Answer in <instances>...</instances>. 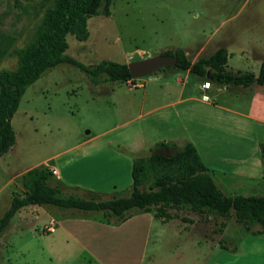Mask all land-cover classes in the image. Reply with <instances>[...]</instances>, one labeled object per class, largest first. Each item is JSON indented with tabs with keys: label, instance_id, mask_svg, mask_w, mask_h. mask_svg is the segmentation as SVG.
<instances>
[{
	"label": "rangeland",
	"instance_id": "rangeland-1",
	"mask_svg": "<svg viewBox=\"0 0 264 264\" xmlns=\"http://www.w3.org/2000/svg\"><path fill=\"white\" fill-rule=\"evenodd\" d=\"M47 6L49 3L44 0H0V49L4 51L0 73L16 69V51L32 42ZM238 22H247L250 29L264 24V0H112L107 17L94 16L86 21L84 41L66 37L64 55L84 65H93L99 60L127 64L182 48L188 53L183 50L188 61L194 62L199 57H208L219 47H227L233 38L226 35L229 24ZM238 31L241 34L238 37H244L247 43V31ZM259 32L263 37L258 42L254 40V45L259 47L261 63L264 61V26ZM244 62L233 61L230 55L226 69L256 72L254 65L244 67ZM176 78L182 79L183 73L173 67L124 84L102 85L91 84L81 72L67 64L43 72L25 88L10 120L15 143L0 157V216L12 198L23 195L17 175L42 163L47 166V172L54 168L66 178L64 182L71 184L67 185L69 191H64L65 194L80 197L93 194L101 200L127 196L133 159L140 168L139 189L153 188L154 182L169 169L150 160L148 144L162 134L163 127L162 112L150 114L155 100L152 89L183 87L198 99L199 84L206 81L190 74L187 83L180 85ZM203 94L211 98L210 90ZM193 103L194 109L200 107L197 102ZM223 123L214 130V142L219 146H214L212 152H216L218 161L226 157L236 159L235 153L229 152L227 142L242 141L245 144L242 153L244 156L250 153L252 141L246 137L254 134V126L245 125V130L240 132L236 130V122L225 118ZM160 151L165 156L174 153L170 149ZM250 164L249 160L246 165ZM236 185L234 194L238 196H264L259 184L253 185L256 193H249L241 183ZM228 193L225 196H230ZM40 209L29 206L19 210L0 234V264H97L82 251L84 226L75 220L88 221L98 214L81 219L77 215L82 214L77 212ZM165 212L169 215L168 224L184 230L187 236H200L218 245H243L256 239L243 235L241 225L232 216L219 231L210 218L187 209H165ZM46 215L58 221V225L57 221L52 225L51 233L46 231L49 226L48 219H44ZM159 230L164 228L158 223L151 227L154 236ZM186 244L188 241L177 243L170 238L168 245L164 244L163 255L179 247L185 249ZM254 244L264 245V235Z\"/></svg>",
	"mask_w": 264,
	"mask_h": 264
},
{
	"label": "trees",
	"instance_id": "trees-1",
	"mask_svg": "<svg viewBox=\"0 0 264 264\" xmlns=\"http://www.w3.org/2000/svg\"><path fill=\"white\" fill-rule=\"evenodd\" d=\"M44 1L49 6L44 9L32 42L16 51V69L0 73V156L15 143L10 120L25 88L43 72L67 64L75 67L93 85L124 84L131 80L126 64L99 60L93 65H84L64 55L67 49L66 37L84 41L87 36L86 21L94 16L107 17L112 0ZM3 55L4 51L0 49V58ZM162 55L174 57L173 69L176 72L186 71L216 85L243 88L264 85V61L260 63L256 76L251 72H232L226 69L227 52L223 47L194 62H189L181 49L167 51ZM161 149L174 150V153L165 156ZM149 151L150 160L156 165L167 167L169 172L158 178L153 188L141 190L138 178L140 168L136 167L133 159L129 193L124 197H111L107 200L97 199L93 194L83 197L65 194L64 191L68 189L50 178L44 166L28 169L17 177L23 195L12 198L0 216V234L19 210L29 206L77 212L82 214L77 216L83 217L98 214L99 220L107 224L123 222L136 213H151L156 219L167 222L169 215L165 209H187L210 218L219 227V231L232 216L241 225L243 235L264 233V197L225 196L214 184L190 143L185 142L177 147L169 142H156Z\"/></svg>",
	"mask_w": 264,
	"mask_h": 264
},
{
	"label": "crops",
	"instance_id": "crops-1",
	"mask_svg": "<svg viewBox=\"0 0 264 264\" xmlns=\"http://www.w3.org/2000/svg\"><path fill=\"white\" fill-rule=\"evenodd\" d=\"M236 16L237 14L231 17L230 22ZM263 26L264 24H256V28L252 27V30L251 26L248 27L247 22L230 23L226 35L233 38H230L229 44L225 47L226 62L228 63L230 55L233 61L235 59L244 60L245 62L242 64L244 67L247 65L256 67V72L250 71L256 76L260 66V51L258 45L255 47L254 40L258 42L263 37V34L259 32ZM243 29L247 31V38H245L247 43H245L244 37L242 39L238 37L241 35L237 33L238 30ZM250 30L254 32H250ZM227 38L229 41V37ZM184 52L187 53L185 50ZM179 73H183V78L175 80L180 85H184L190 74L188 72ZM203 84H207V86H203ZM169 88L173 87L152 89L155 100H153L150 114L162 112L163 127L162 134L148 144L149 148L156 142H169L177 147L188 142L194 147L202 164L209 171L214 184L224 195L230 192L228 193L229 197L238 196L234 194L238 183H241L244 189L249 190V193L254 191L256 193V188L254 189L253 185L259 184L261 185L260 192L264 194V85H251L236 89L204 81L199 84L201 94L198 99L183 87L181 89ZM205 90H210L211 93V98H208L207 102L201 100ZM193 102H197L200 107L194 109ZM225 118L231 123H237V131H244V126L249 127L251 123L255 132L250 138L246 137L252 141L250 153L244 156L242 152L245 144L242 141L234 144L227 142L225 144L229 152L235 153L236 159L226 157L218 161L216 152H212L214 146H219V143L214 142V130L218 129ZM231 123L230 126H232ZM203 154L210 158L204 159ZM249 160L251 164L246 165ZM223 164L227 167L221 166ZM40 165L47 167L44 163ZM52 169L55 171L52 179L68 189L67 185L71 184L64 182L66 178L61 176L56 169L49 168V171ZM36 208L41 210L42 207L36 206ZM146 214L136 213L116 224L103 223L99 220L98 215L91 217L92 219L88 221L75 220L77 224L83 223L84 226L81 238L83 241L82 251L97 264H264V245L254 244L264 233L248 235L256 239L244 242L243 245L234 243L218 245L200 236L194 237L189 234L187 236L184 230L173 228L168 222L156 219L153 214L149 216ZM34 216L35 218L39 217ZM78 217L86 219L83 216ZM44 219H48L49 226L57 221L56 217L52 215H46ZM56 223L58 225V221ZM156 223L164 230L157 231L154 236L151 227ZM170 238H174L177 243L188 241V244L185 245V249L179 247L172 253L166 252L165 256L163 255L164 244L166 242L167 246ZM164 239H168V242H164ZM157 242L160 245H156ZM170 254L172 257L169 256Z\"/></svg>",
	"mask_w": 264,
	"mask_h": 264
},
{
	"label": "water",
	"instance_id": "water-1",
	"mask_svg": "<svg viewBox=\"0 0 264 264\" xmlns=\"http://www.w3.org/2000/svg\"><path fill=\"white\" fill-rule=\"evenodd\" d=\"M175 59L169 55H156L150 58L127 63L126 67L131 80L149 77L158 71L173 67Z\"/></svg>",
	"mask_w": 264,
	"mask_h": 264
},
{
	"label": "built area",
	"instance_id": "built-area-1",
	"mask_svg": "<svg viewBox=\"0 0 264 264\" xmlns=\"http://www.w3.org/2000/svg\"><path fill=\"white\" fill-rule=\"evenodd\" d=\"M205 85L207 86V84H204L203 86H205ZM201 100L204 101V102H207V101H208V97H207L206 95H202V96H201ZM49 172L51 173L52 176L55 175V171H54L53 169L50 170ZM46 231H47L48 233L53 232V227H52V225H50L49 227H47V228H46Z\"/></svg>",
	"mask_w": 264,
	"mask_h": 264
},
{
	"label": "flooded vegetation",
	"instance_id": "flooded-vegetation-1",
	"mask_svg": "<svg viewBox=\"0 0 264 264\" xmlns=\"http://www.w3.org/2000/svg\"><path fill=\"white\" fill-rule=\"evenodd\" d=\"M162 55V54H161Z\"/></svg>",
	"mask_w": 264,
	"mask_h": 264
}]
</instances>
